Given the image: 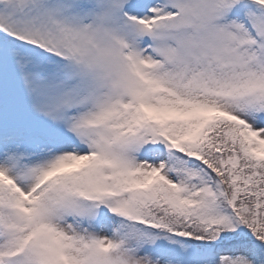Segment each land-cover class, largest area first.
Wrapping results in <instances>:
<instances>
[{"label":"snow or ice","instance_id":"obj_1","mask_svg":"<svg viewBox=\"0 0 264 264\" xmlns=\"http://www.w3.org/2000/svg\"><path fill=\"white\" fill-rule=\"evenodd\" d=\"M0 264H264V0H0Z\"/></svg>","mask_w":264,"mask_h":264}]
</instances>
